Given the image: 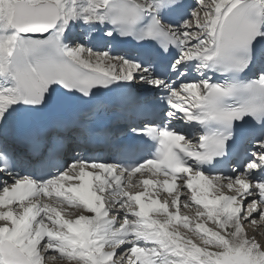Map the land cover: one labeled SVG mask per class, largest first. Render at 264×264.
Instances as JSON below:
<instances>
[{
  "label": "snow or ice",
  "instance_id": "obj_1",
  "mask_svg": "<svg viewBox=\"0 0 264 264\" xmlns=\"http://www.w3.org/2000/svg\"><path fill=\"white\" fill-rule=\"evenodd\" d=\"M260 227L264 0H0V264H264Z\"/></svg>",
  "mask_w": 264,
  "mask_h": 264
},
{
  "label": "bare ground",
  "instance_id": "obj_2",
  "mask_svg": "<svg viewBox=\"0 0 264 264\" xmlns=\"http://www.w3.org/2000/svg\"><path fill=\"white\" fill-rule=\"evenodd\" d=\"M185 209H183L182 211H184ZM190 210H193L194 212L196 211V209H195V207H192V208H190ZM68 211H70V212H72V213H75V212H77V211H79L78 209H68ZM194 214L195 213H192V215L194 216ZM209 226H211V225H209ZM259 230H257V232L256 233H261V230H260V228H258ZM181 231H183L182 229H181ZM188 235H192V233H188ZM57 264H61V262H57Z\"/></svg>",
  "mask_w": 264,
  "mask_h": 264
}]
</instances>
